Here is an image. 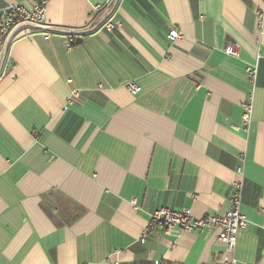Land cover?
I'll return each mask as SVG.
<instances>
[{"label": "crops", "instance_id": "obj_1", "mask_svg": "<svg viewBox=\"0 0 264 264\" xmlns=\"http://www.w3.org/2000/svg\"><path fill=\"white\" fill-rule=\"evenodd\" d=\"M7 44L0 264H231L217 231L141 239L160 206L225 215L241 178L235 264H264V0H49Z\"/></svg>", "mask_w": 264, "mask_h": 264}, {"label": "built area", "instance_id": "obj_2", "mask_svg": "<svg viewBox=\"0 0 264 264\" xmlns=\"http://www.w3.org/2000/svg\"><path fill=\"white\" fill-rule=\"evenodd\" d=\"M49 0H40L39 3L29 6L24 2H15L0 7V64L6 48V41L10 33L19 25L30 24L34 26H44L46 17V6ZM262 17V13H259ZM106 26L111 28L112 23ZM171 39L182 38L183 34L176 28L169 33ZM77 38L71 36L67 41V47H75ZM225 53L233 58H240L241 45L236 41H230L225 46ZM247 72L252 79L257 76V65L249 66ZM132 93L141 91V86L128 82L126 84ZM244 113L242 116L243 125L248 126L252 118V102L243 104ZM240 129L239 127H235ZM239 173H242L239 169ZM243 179H237L232 184L230 201L232 207L225 215H207L205 217H194L189 209L175 210L167 206L156 208L149 216L148 226L144 236L141 239L145 241L149 232L160 230L167 234H180L182 232H203L205 230H213L218 232V239L224 243L226 247L225 258L231 264L236 263L233 256L234 248L237 244L239 235L246 231L249 226L247 215L242 211L243 205ZM155 264H168L163 261H155ZM207 264H216L215 262Z\"/></svg>", "mask_w": 264, "mask_h": 264}, {"label": "trees", "instance_id": "obj_3", "mask_svg": "<svg viewBox=\"0 0 264 264\" xmlns=\"http://www.w3.org/2000/svg\"><path fill=\"white\" fill-rule=\"evenodd\" d=\"M107 20H108V18H105L104 21H102L100 24H105ZM90 33H91V30L84 32L83 33L84 35H82V37H79V38L76 37L77 41L75 42V46L82 43L83 38H85V36H87Z\"/></svg>", "mask_w": 264, "mask_h": 264}, {"label": "water", "instance_id": "obj_4", "mask_svg": "<svg viewBox=\"0 0 264 264\" xmlns=\"http://www.w3.org/2000/svg\"><path fill=\"white\" fill-rule=\"evenodd\" d=\"M7 48H8V44L6 46V49H5L4 54H3V57H2L1 66H0V73H1L2 67H3V65L5 63V59H6V55H7Z\"/></svg>", "mask_w": 264, "mask_h": 264}]
</instances>
